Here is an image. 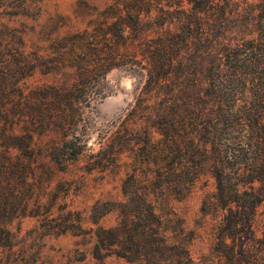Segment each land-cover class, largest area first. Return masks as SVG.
I'll return each instance as SVG.
<instances>
[{"label":"trees","instance_id":"16d2710c","mask_svg":"<svg viewBox=\"0 0 264 264\" xmlns=\"http://www.w3.org/2000/svg\"><path fill=\"white\" fill-rule=\"evenodd\" d=\"M242 1L111 0L72 36L68 49L60 51L49 36L50 61L32 42L26 52L21 37L4 46L0 40V54L8 46L16 57L3 79L14 97L0 99V144L7 148H29L25 134L5 132L16 118L14 99L24 101L17 86L23 69L60 73L63 82L45 89L46 100L71 105L81 97L87 104L91 75L119 61L144 72L136 102L146 104L143 120L155 136L146 152L153 175L142 181L130 174L121 184L124 210L132 211L107 231V248L125 251L117 257L132 253L144 264H264V256L246 248L258 228L264 239V0ZM147 35L153 38L143 40ZM47 111L34 114L43 122ZM57 111L66 118L62 105ZM202 171L214 182L220 219L215 256L196 263L184 243L170 241L171 219L156 209L168 197H185Z\"/></svg>","mask_w":264,"mask_h":264},{"label":"rangeland","instance_id":"374dc122","mask_svg":"<svg viewBox=\"0 0 264 264\" xmlns=\"http://www.w3.org/2000/svg\"><path fill=\"white\" fill-rule=\"evenodd\" d=\"M110 1L0 0V40L4 46L21 37L26 52L32 42L50 61L48 37L57 38L60 51L68 49L72 36ZM152 38L147 35L143 40ZM0 56L5 59L0 65V90H7L0 99L6 102L4 97L11 99L14 93L3 84L16 57L8 46L2 47ZM122 63L91 75L84 87V95L91 99L85 104L81 97L72 105L46 100L45 89L63 82L60 73L23 69L17 86L24 101L14 99L16 118L5 132L25 134L29 148L0 144V264H144L132 253L117 257L125 251L106 246L111 237L107 231L132 211L124 210L122 182L130 174L142 181L153 175L146 152L155 136L143 120L146 104L136 102L144 72ZM61 105L63 119L57 111ZM34 109H49L45 123ZM213 195L214 182L202 171L185 197H168L165 207L157 205L158 214L171 219L166 229L170 241L184 243L196 263L216 254L220 211ZM260 212L261 208L258 220ZM257 230L246 248L263 257L264 239ZM129 240L125 236L124 244L132 248Z\"/></svg>","mask_w":264,"mask_h":264}]
</instances>
